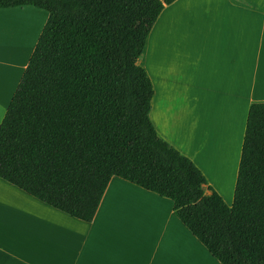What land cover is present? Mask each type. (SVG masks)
<instances>
[{
	"label": "trees",
	"instance_id": "16d2710c",
	"mask_svg": "<svg viewBox=\"0 0 264 264\" xmlns=\"http://www.w3.org/2000/svg\"><path fill=\"white\" fill-rule=\"evenodd\" d=\"M174 0H0L47 19L0 123V177L90 222L114 176L173 203L221 264H264V101L248 109L231 205L150 119L138 60Z\"/></svg>",
	"mask_w": 264,
	"mask_h": 264
},
{
	"label": "crops",
	"instance_id": "0c3cea01",
	"mask_svg": "<svg viewBox=\"0 0 264 264\" xmlns=\"http://www.w3.org/2000/svg\"><path fill=\"white\" fill-rule=\"evenodd\" d=\"M47 15L31 5L0 8V123ZM138 63L153 86L157 134L209 185L225 177L233 188L249 106L264 101V0L165 4ZM0 264L221 263L170 199L114 176L90 222L0 177Z\"/></svg>",
	"mask_w": 264,
	"mask_h": 264
},
{
	"label": "rangeland",
	"instance_id": "374dc122",
	"mask_svg": "<svg viewBox=\"0 0 264 264\" xmlns=\"http://www.w3.org/2000/svg\"><path fill=\"white\" fill-rule=\"evenodd\" d=\"M213 181L214 185L212 184L211 187L217 191L225 203L227 205H231L232 200H233V191L234 187L232 188L231 180L230 178H223V179H217V180H211ZM211 184V183H210ZM230 186V189H229Z\"/></svg>",
	"mask_w": 264,
	"mask_h": 264
}]
</instances>
